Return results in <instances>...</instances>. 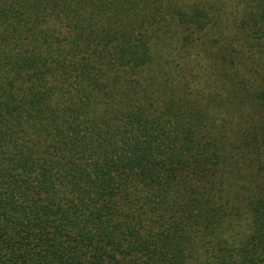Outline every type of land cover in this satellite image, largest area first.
Returning <instances> with one entry per match:
<instances>
[{"label": "trees", "instance_id": "trees-1", "mask_svg": "<svg viewBox=\"0 0 264 264\" xmlns=\"http://www.w3.org/2000/svg\"><path fill=\"white\" fill-rule=\"evenodd\" d=\"M0 264H264V0H0Z\"/></svg>", "mask_w": 264, "mask_h": 264}, {"label": "rangeland", "instance_id": "rangeland-1", "mask_svg": "<svg viewBox=\"0 0 264 264\" xmlns=\"http://www.w3.org/2000/svg\"><path fill=\"white\" fill-rule=\"evenodd\" d=\"M239 231L237 236H243V235H246V234H249V227L245 224L244 221L241 222V224L239 225V228H238ZM184 247H181L180 249H183ZM199 253H201V251H199ZM238 250L237 252L233 251L232 249L229 250L228 252V258L229 260H231L232 258H238Z\"/></svg>", "mask_w": 264, "mask_h": 264}]
</instances>
